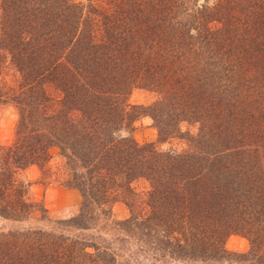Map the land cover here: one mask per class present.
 Wrapping results in <instances>:
<instances>
[{"label":"trees","instance_id":"16d2710c","mask_svg":"<svg viewBox=\"0 0 264 264\" xmlns=\"http://www.w3.org/2000/svg\"><path fill=\"white\" fill-rule=\"evenodd\" d=\"M136 89L155 101L130 105ZM0 107V218L54 223L0 230V264H264V0H0ZM144 116L183 146L138 144ZM53 149L81 197L55 222L23 177ZM118 202L109 237L75 235Z\"/></svg>","mask_w":264,"mask_h":264},{"label":"rangeland","instance_id":"374dc122","mask_svg":"<svg viewBox=\"0 0 264 264\" xmlns=\"http://www.w3.org/2000/svg\"><path fill=\"white\" fill-rule=\"evenodd\" d=\"M75 2H85L86 0H71ZM156 96L153 93L146 92L143 90L136 89L132 92L129 97V103L132 106H143L147 107L153 103ZM15 113L10 107H0V145L10 144L14 137V126H15ZM132 137L134 140L142 145L147 143H155L156 148L161 151H166L171 147H182L183 143L179 140H173L170 144H159L157 143V132L154 128L153 121L149 116L140 117L133 124ZM186 126L183 130H186ZM57 149L51 151L52 158L50 159L45 174H42L40 170L32 166L23 172V177L30 184L29 194L30 198L34 201L41 202L47 210V217L50 221H64L69 220L77 216L81 197L76 190L66 189L59 185L62 179L61 166L62 160L57 156ZM59 181V182H58ZM136 192H142L145 190L146 185L143 181H139L133 184ZM111 213L108 220L100 218L97 223V228L91 231L74 232L75 235L81 238H92L97 235H107L109 237L108 229L113 221L123 220L128 217V209L121 202L115 203L110 207ZM39 214L37 213L31 220L25 223H15L5 221L0 218V230H24L29 227L42 226L45 228L54 227V223H45L38 221ZM129 247H127L128 249ZM134 248V247H133ZM226 248L228 251L236 254H244L249 249L248 241L241 236L232 235L226 241ZM134 253L125 250L121 253V260L126 261V257H133L131 264L134 262V257L138 252L137 248L133 249ZM139 259L142 257L138 254Z\"/></svg>","mask_w":264,"mask_h":264}]
</instances>
